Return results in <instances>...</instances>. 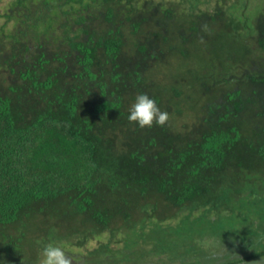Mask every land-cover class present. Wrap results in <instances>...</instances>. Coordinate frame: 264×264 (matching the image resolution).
I'll return each mask as SVG.
<instances>
[{
	"label": "trees",
	"instance_id": "trees-1",
	"mask_svg": "<svg viewBox=\"0 0 264 264\" xmlns=\"http://www.w3.org/2000/svg\"><path fill=\"white\" fill-rule=\"evenodd\" d=\"M206 1L0 13V264L104 234L77 264L264 258V0ZM142 93L166 126L128 121ZM210 239L227 251L198 259Z\"/></svg>",
	"mask_w": 264,
	"mask_h": 264
},
{
	"label": "clouds",
	"instance_id": "clouds-1",
	"mask_svg": "<svg viewBox=\"0 0 264 264\" xmlns=\"http://www.w3.org/2000/svg\"><path fill=\"white\" fill-rule=\"evenodd\" d=\"M203 42V38H201ZM127 119L130 123H135L140 128H151L153 125L164 127L167 125L170 116L165 110L162 111L156 101L147 94H138L134 102L129 107ZM43 259L40 264H77L75 258L66 253L57 245L48 243L42 249ZM253 264H264V259L254 261Z\"/></svg>",
	"mask_w": 264,
	"mask_h": 264
},
{
	"label": "rangeland",
	"instance_id": "rangeland-1",
	"mask_svg": "<svg viewBox=\"0 0 264 264\" xmlns=\"http://www.w3.org/2000/svg\"><path fill=\"white\" fill-rule=\"evenodd\" d=\"M10 1L11 0H0V13H3L7 9L8 3ZM174 1H179V0H174ZM216 1L217 0H207L206 1L207 3H201L199 5V9H210L214 6ZM229 1L230 0H225V2H227V4ZM3 22H4V19L0 18V26ZM172 223H174V222H172ZM105 238H106V234H104V237H102V240L95 239V238L88 239V241L84 244V246L82 248L72 246L71 243H75V241H76L74 238H72L70 242H67V241L65 242L63 249L65 250L66 253L72 255L73 257L77 256V257L86 259V258H89L87 251H90V250H93L94 248H96L100 241L101 242L107 241ZM204 241L205 242L200 243V246L197 249L198 251L200 250V253L199 252L197 253V254H200L198 256V259L205 258V255H204L205 251H208V255L224 254L227 251V249L223 248V246H221V245H214L213 244L214 242L212 241V239L204 240ZM237 243L240 244L239 242H237ZM119 245H121V244H119ZM114 248H118V247L115 246ZM146 248L148 249V247H146ZM251 251H252L251 249L248 250V249L244 248L243 253L246 254V253H249ZM238 255H240V252H239V254L236 253V256H238ZM144 257H145V259L143 260V262L141 264H169V263H171V261L168 260L169 255L166 253H159V254L147 253V254H145ZM42 259H43V256H42V252H41L39 259L37 260L36 264H40V261ZM259 259H264V258H257L255 260L241 262L239 264H253L254 261H257ZM186 260L187 259H185V261ZM173 263L179 264V260H176Z\"/></svg>",
	"mask_w": 264,
	"mask_h": 264
}]
</instances>
